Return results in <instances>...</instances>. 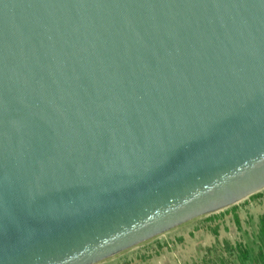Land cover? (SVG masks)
<instances>
[{"label":"water","instance_id":"obj_1","mask_svg":"<svg viewBox=\"0 0 264 264\" xmlns=\"http://www.w3.org/2000/svg\"><path fill=\"white\" fill-rule=\"evenodd\" d=\"M264 188V0H0V264H95Z\"/></svg>","mask_w":264,"mask_h":264},{"label":"rangeland","instance_id":"obj_2","mask_svg":"<svg viewBox=\"0 0 264 264\" xmlns=\"http://www.w3.org/2000/svg\"><path fill=\"white\" fill-rule=\"evenodd\" d=\"M95 264H264V188Z\"/></svg>","mask_w":264,"mask_h":264},{"label":"bare ground","instance_id":"obj_3","mask_svg":"<svg viewBox=\"0 0 264 264\" xmlns=\"http://www.w3.org/2000/svg\"><path fill=\"white\" fill-rule=\"evenodd\" d=\"M102 262V261H101Z\"/></svg>","mask_w":264,"mask_h":264}]
</instances>
